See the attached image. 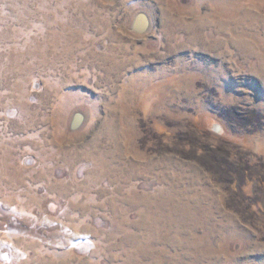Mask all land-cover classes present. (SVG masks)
I'll return each mask as SVG.
<instances>
[{
    "label": "rangeland",
    "instance_id": "374dc122",
    "mask_svg": "<svg viewBox=\"0 0 264 264\" xmlns=\"http://www.w3.org/2000/svg\"><path fill=\"white\" fill-rule=\"evenodd\" d=\"M0 264H264V0H0Z\"/></svg>",
    "mask_w": 264,
    "mask_h": 264
},
{
    "label": "water",
    "instance_id": "95a60500",
    "mask_svg": "<svg viewBox=\"0 0 264 264\" xmlns=\"http://www.w3.org/2000/svg\"><path fill=\"white\" fill-rule=\"evenodd\" d=\"M113 1V0H110ZM151 27V19L149 15L145 12H139L136 14L134 21L132 23V30L137 34H146ZM85 115L82 112H76L73 115L70 128L72 131L80 129L85 122Z\"/></svg>",
    "mask_w": 264,
    "mask_h": 264
}]
</instances>
